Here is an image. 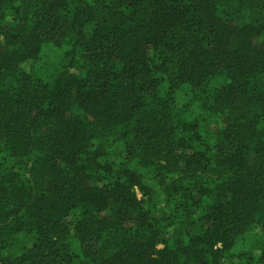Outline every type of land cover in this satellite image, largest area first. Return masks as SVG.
Wrapping results in <instances>:
<instances>
[{"label":"trees","instance_id":"obj_1","mask_svg":"<svg viewBox=\"0 0 264 264\" xmlns=\"http://www.w3.org/2000/svg\"><path fill=\"white\" fill-rule=\"evenodd\" d=\"M0 264H264V0H0Z\"/></svg>","mask_w":264,"mask_h":264},{"label":"rangeland","instance_id":"obj_2","mask_svg":"<svg viewBox=\"0 0 264 264\" xmlns=\"http://www.w3.org/2000/svg\"><path fill=\"white\" fill-rule=\"evenodd\" d=\"M138 196L140 197L141 195H140V192H138Z\"/></svg>","mask_w":264,"mask_h":264}]
</instances>
